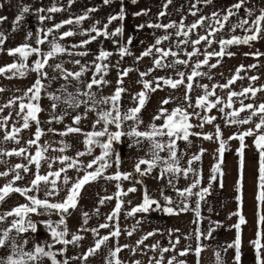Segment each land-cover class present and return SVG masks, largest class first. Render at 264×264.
<instances>
[{"label": "snow or ice", "instance_id": "1", "mask_svg": "<svg viewBox=\"0 0 264 264\" xmlns=\"http://www.w3.org/2000/svg\"><path fill=\"white\" fill-rule=\"evenodd\" d=\"M74 0H68L69 5H71ZM111 0H103L104 4H109ZM133 3L136 0H132ZM213 0H195V3L191 5L189 12L192 16H197L199 12L198 4H211ZM172 3V0H166V3L163 5L162 11L158 13L159 17H163L167 14V8ZM249 3V0H237V2L231 4L224 10L221 11H213L209 16L201 15L198 19L193 21L191 24H185L183 18L177 24V22L173 21L167 24L162 23H149L148 25L140 24L137 25L138 28H144L145 26L150 28H162V29H176L175 35L177 37H184V39H180L176 43V47L180 48L181 45H192V51H186L185 54L188 59H179L178 53L173 51L171 47L168 49H164L159 47L162 41H167L170 39L169 35H163L157 37L155 43L149 46L141 55L149 56L155 51L158 54V58L154 59V64L158 68L170 67L175 68L176 65H184L188 66L189 60L193 56H197L200 54V49L197 47L204 42L208 47H211L213 43H217L219 45L218 51H208L205 49L203 55L204 59L197 61L191 71L190 74L187 75L186 84V93L185 100L190 101V97L188 96V92H190L193 88V79L195 77H199L202 75H207V73L199 71L202 65H208L210 68H216L221 64V60L224 56H234L235 53L228 51L229 46L233 45H249L251 42L256 41L258 39L264 38V7L255 8V7H245L246 4ZM245 9V16L237 19L236 23H231V18L235 17L237 13L242 9ZM29 6H23L20 9L19 15L15 17L13 22V30L15 31L20 22L23 21L24 15L29 12ZM40 13L48 12V13H56L59 11H63L62 7H58L53 4L52 7L47 9L40 8L37 10ZM96 11L95 8H90L83 15L77 16L74 19L69 18L65 19L60 23H56L53 27H49L44 34V38H38L36 40V44H43L47 36L53 32L54 29H60L64 25L69 24H77L79 25L82 21L88 18V13ZM149 10L142 9L139 12H136L134 15L141 16L147 15ZM125 17V12L123 7L116 15H112L108 17V23L104 25V27L97 28L94 24L90 29L86 30L87 33L94 32L95 35H90L89 39L82 40L79 45H73L72 47H79L86 44L91 43L96 40L98 36L110 37L116 36L123 33V26L115 29L114 32L109 33L108 24H111L112 21L115 20H123ZM51 16L40 15V21H44L46 19H51ZM7 17L0 16V23L5 21ZM99 22H97L98 24ZM228 25L230 32L235 33L237 29H241L243 31V35L231 34L227 38L216 39L217 34L224 30L225 26ZM203 27L205 29V34H197L196 39H189L190 34L194 33L198 28ZM43 31V30H41ZM76 33L69 30L65 31L61 34L60 39L64 37L73 36ZM32 33L29 32L26 38H31ZM7 37L3 32H0V52H3V44L5 43ZM132 38L129 37L128 44H131ZM67 49L62 46L59 42H57L54 37L51 41V48L46 53H41V49L39 47H33L29 43H23L18 45L17 47L11 48L7 50V54L10 56H16L18 54L19 60L9 63L3 67H0V74H4L6 72H11L12 76L24 77L27 75L29 70V65L26 63L29 56L32 54H37L41 56L40 59H37L33 62V66L31 67V71H34L38 74L35 82L27 88L24 92L23 96L14 97L10 99L7 104L0 105V112H3L6 107H10L19 101V112L18 116L22 114V128L28 129L30 127L29 121H35L37 124L34 139H29L26 143L28 145H36V151L33 155H28L26 157L28 164H34L36 168V172L33 174V178L28 182L27 186H16V181H21L24 179V176L21 175L19 170H23V173H28L30 171L29 167L26 164H16L12 169H10L14 174L11 180L4 183L0 186V203L5 201V198L8 197L12 193H18L21 196L25 197L26 203L18 204L17 206L11 208L9 211H6L0 214V224H5V227H0V264H44L45 259L51 261V264H69V259L72 260H81L83 262L88 261V259L94 255H96L101 249L102 246L106 245L110 238L119 237L121 235V230L119 228L118 223L115 225L112 231L108 234L99 236L100 229H108L110 227L108 222L99 224L98 228L88 229L84 227L88 223L89 214L87 212L82 213L83 224L77 230L76 233H72L70 239L67 238L69 236V228L67 224V217L64 214H69L70 209H75L78 205L79 198L82 193V189L84 186L92 181L100 178L105 170L112 165L109 163V156L113 154V143L121 140L122 136H127L131 138L132 143L130 147H140L144 140L149 142V151L151 153V159L140 158L134 165V170L136 173L140 175L149 174L154 168L158 166V164H162L160 177H163L166 173H182L185 177L188 176L190 172H193L194 169L191 167L193 161H198L201 159V155H193L188 160L189 167L181 168L179 166V158L177 156V140H184L189 144L191 141L189 140L190 135L203 136L206 140H212L213 134L211 133H194L190 130L194 127V125L190 122L192 116H196L200 118L201 123L197 125L200 128H203L205 123L211 124L214 120L217 119L216 116L211 115H203L201 116L200 112H189L186 108H182L177 106L172 109L170 112L161 106L158 110V113L153 117V121L160 120L163 118V123L161 125H157L155 122L150 123L147 128L148 130L140 131L139 125L143 123L140 120L139 113L142 108L145 106L148 96L147 93L155 92L158 88L161 87V81L164 85L170 86L175 89L180 85L185 83V73L177 72L178 79H173L171 77H157L155 81L143 80V90L136 93L133 96V100L137 101V105L128 109L126 112L122 113L120 111L119 101L121 99V94L126 91L123 84V77L127 76L128 73L132 69H124L120 74V79L117 81V87L114 90V93L111 96L102 97L99 100L96 99L95 93L91 91H86L80 93L79 88H77V94L68 93L67 98L64 100V103L68 105L70 108H78L80 104L87 103L88 101L77 99L78 95H84L88 97V100L91 101V107L89 111H96L98 119L95 120L93 124V129H95L97 124L103 123L104 127L101 130H93L83 133L85 136L84 143L87 146L86 152H79L77 156H84L86 154L90 155L92 152V145L98 144L101 148V153L98 156H95L91 161L87 164V169H92L91 171H85L83 176H78L75 180H73L68 175H64L62 177V183L67 186L71 183L70 187H67L66 196L63 200L58 202H53L50 197L59 195V187L58 180H61V174L66 173L68 169L76 168L79 171L80 161L75 160L68 156H62L58 159L61 160V163L66 162L65 167H61L56 171H49L47 174H40V166L41 161L45 159L44 153L48 150L50 145L47 143L43 146L38 144L40 137L43 135L41 128L39 127V120L37 114L41 111V108L38 103H33V101H39L40 93L44 85L42 84V80L40 76L47 77L48 73L44 72L43 69L46 65H48V61L50 58L55 57L59 53L66 52ZM119 52L121 56L130 54L128 48L126 46H121L119 48ZM72 54V53H69ZM77 55H87L86 52L76 53ZM111 55L110 52L100 50L99 55L96 57V60L103 61L107 59ZM247 55H253L259 57L264 55V53L254 52V53H245ZM173 57L170 63L165 64L164 60L167 57ZM212 57H216V63L209 64V60ZM75 64H80L79 60L74 61ZM257 65H249L248 67L255 68ZM95 72L101 73L107 71L108 65L95 63ZM245 68L244 65H240L236 68L235 74L231 76L230 79L227 80L226 83L220 85H212L211 89H209L208 85H201L204 89V94L199 96L195 100V107L199 109H204L206 112H210L212 109H218V111L224 114L226 122L231 125H243L249 124L253 121V117H258V122H255V127L249 128L243 132H239L229 137L228 139H238L240 141V147L237 149L240 157V179L237 181V192H240L242 189V180H243V168H244V149L246 147L245 138L254 136V146L259 152V168H258V192L256 194V201L260 205H264V102L259 104L254 103H244L243 99L240 100V107L234 108L233 98L236 97H244L248 98L249 96L255 98L257 93L264 91V85L259 87L248 86L243 88L240 92L229 90L227 93V100L216 96L215 89L217 87L221 89H229L231 85H233L238 79H243L240 76L241 71ZM54 69H62L61 64L54 65ZM86 70V66H81L80 71L78 72H66L65 79L69 76H74L77 79L81 76V74ZM149 72L153 71V69H149ZM148 73H140V76H146ZM209 79L211 77L209 76ZM248 79L251 81H256L258 77L251 76ZM101 83H108L106 80L101 77L100 79H96L95 77L86 85L88 90H91L94 85H99ZM153 83H155V87H153ZM63 87V86H62ZM66 91V89H64ZM4 91L3 88H0V92ZM31 93V95H29ZM50 97L54 100H60L61 97L54 96L53 94H49ZM28 98V102H24V98ZM210 97H214V99H210ZM171 97L168 99H164L161 104L167 105L170 103ZM105 104L110 105L109 108L104 110L97 111V105ZM57 105L54 103L52 108L55 109ZM189 107H192V104L189 103ZM231 109V111L226 112L225 109ZM241 113H247L244 117H241ZM86 115V114H85ZM63 117H52V119L61 120ZM9 117L0 118V127H4L7 123ZM82 120L81 115H76L73 117V123L79 125ZM125 121H132L133 124L129 126L128 131H121L122 124ZM50 122V121H49ZM114 124L117 131L110 132L108 129V125ZM21 127H12V130L6 133L3 137L4 140H15L17 143V134L20 133ZM49 131H54L53 129H49ZM82 129L80 127L68 126L66 131L61 133V135H67L68 133H81ZM106 137L105 141H101L99 138ZM167 139H157V138ZM215 137L219 141V147L216 150L218 153L217 163L212 167V175L210 176V180L217 179V173L220 176H223L222 164H223V155L226 149L227 141L222 138V132L220 127L216 126ZM167 150L169 153L167 159L160 155V152ZM61 152L64 151V148L60 149ZM205 150L201 148L200 153L202 154ZM27 149L25 147H20L19 149H12L11 151H5L4 149H0V156H25ZM0 163H6L3 160H0ZM115 163L117 166L120 163V157L117 154ZM141 165H146L145 168H141ZM93 166H96L95 168ZM49 168H51V164H49ZM9 171L0 172V177H8ZM132 173H122L120 171H116L113 175L104 176L105 179L108 180H116L119 181L121 178L129 179L131 178ZM52 177V179H50ZM171 183V181H169ZM44 185L45 188V197L44 199H40L35 193L40 191L41 185ZM200 184V179H195L193 183L185 188L180 194L188 196L193 195V189L196 188ZM221 186L222 183H221ZM118 191L115 193L116 204L113 208L112 212L107 215L106 221H116L118 220L123 200L122 196H126L128 193L135 192V187H130L125 192L121 189L120 185H116ZM211 184L208 187L200 188L195 195L198 196L199 200H203L205 196L209 193ZM113 199L112 196L101 197L99 200V204L103 205L105 201ZM237 201H242V195L236 196ZM165 200H168V197H165ZM199 200L197 201L196 207V217H200L199 211ZM171 203V201H169ZM156 205L157 208H161L164 213L169 215H179L181 212H185L188 210V205L186 203L181 202V205H178L177 208H173L170 206H161L158 201L152 199L147 194V190L145 189L143 194L142 203L131 208L130 211L126 213L127 216L132 217L135 216L137 212H148L151 210L152 206ZM97 213L99 209H96ZM53 212H56L60 215V219L58 221L47 220L43 221V223L47 226V229L51 235L52 242H37L32 239V237L28 236V233H36L37 222L32 220V215H42L49 214L51 215ZM233 215H237L239 217L238 222L232 227L236 230V237L232 244L227 245L228 248L235 249V261L236 264H239L241 258V225L246 224L245 217L237 211L233 213ZM9 218H11L10 223ZM139 223V221H137ZM91 231L98 238L95 239V242L92 246L88 247L86 251H84L79 257H71L65 258L63 260L57 259L58 255H63L66 251V247H62L58 250H54V246L56 244H61L64 246L71 244H78L80 241L84 239L82 235L79 234L80 231ZM135 227L133 228V231ZM170 234L173 230H169ZM178 231V230H175ZM129 236L132 235V231L127 233ZM154 232H148L145 236H143L140 240L137 241V246L143 244L144 240H147L148 237L153 236ZM196 239L200 240L201 236L204 235L201 233L200 229H196ZM208 235H211V230H209ZM264 238V213L258 212V221H257V231L256 238L250 243L253 245L255 249V257L256 264H264V244L261 243V239ZM179 243V237H177L175 243L171 248H162L160 249V258L155 259V264H164V253L174 250L175 245ZM29 244L32 246L29 248ZM128 245H116L113 248H110L107 255L104 258V264H124V262L119 258L118 254L122 251V248H127ZM158 245H152L151 248L155 250ZM204 250V246L201 244H197L194 249V253L197 257V264H199V257L201 252ZM136 249L133 248L132 252L135 253ZM189 251H192L190 247L183 249L179 252V256H186ZM132 264H141L140 261H133ZM149 264H152V259L149 260ZM167 264H185L184 260H177L176 256H172L167 260ZM215 264H224V261L221 258V253L219 251L215 252Z\"/></svg>", "mask_w": 264, "mask_h": 264}, {"label": "crops", "instance_id": "2", "mask_svg": "<svg viewBox=\"0 0 264 264\" xmlns=\"http://www.w3.org/2000/svg\"><path fill=\"white\" fill-rule=\"evenodd\" d=\"M237 2V0H213L211 4L200 3L197 5L199 12L197 16H192L189 12L191 5L195 3V0H172V3L167 8V14L163 17H159L158 13L163 9L166 0H136L135 3L131 0V7L129 10L125 9V17L122 23L123 31L127 32V35L132 38L131 42L134 46L132 52L129 51L130 55L127 58H131L130 63L126 65L125 69H132L127 76L123 77L122 87L126 89L122 95V102L119 103L120 111L122 113L126 112L128 109L135 107L137 101L133 100V96L143 90V80L155 81L157 77H171L173 79H178L177 72L185 73V83L179 87L173 89L170 86L164 85L161 81V87L155 92H148L147 102L139 113L140 120L143 122L140 124L142 129H148L147 126L150 123L155 122L157 125L163 123V118L160 120L153 121V117L158 113L161 106L166 108L169 112L180 106L186 108L189 112H200L201 116L211 115L216 116L217 119L211 124L205 123L203 128L198 127L201 123L200 118L192 116L190 122L194 127L190 130L194 133H211L213 134L212 140H206L203 136L190 135L189 140L191 143L184 140L180 142H186L185 147L188 154L195 151L196 155H201V160L203 161L202 171L198 172L204 182H207V187L209 184L212 185L210 176L212 175V167L217 163L218 153L217 149L219 147V141L215 137L216 126L218 125L222 132V138L227 141L226 149L223 155L222 171L223 176L221 177L217 173V179L215 180V190L218 194L211 199L199 200V211L200 217H196V198H181V199H168L157 198L154 199L159 202L161 206H170L177 208L181 205V202L188 205V210L181 212L179 215H169L164 213L161 208H157L153 205L151 210L148 212H137L135 216L129 217L126 215L131 208L142 203V199L138 201H128L123 200V205L116 221H109L110 227L108 229H100L101 236L108 234L113 230L115 225L118 223L121 230V235L119 237L110 238L106 245L102 246V249L94 256L90 257L86 264H104V258L107 255L110 248H113L117 244L120 246L128 245L127 248H122V251L118 254L119 258L124 262V264H132L133 261H140L141 264H149V260L152 259V264H155V259L160 258V249L171 248L175 243L177 237H179V243L175 245L174 250L164 253V264H167V260L172 256H176L177 260H184L185 264H197V257L194 253V249L197 244L204 246V250L201 252L199 257V264H215V252L219 251L221 253V258L224 264H236L234 259L235 249L228 248L227 245L232 244L236 237V230L233 225H235L239 217L233 215L239 211L246 219V224L241 225V258L239 264H256L255 249L250 241L256 238L257 231V221L258 212L264 213V205H260L255 197L258 192V168H259V152L254 146V136L246 137L244 149V168H243V180L242 189L237 192V181L240 179V157L237 149L240 147V141L238 139L228 138L243 132L249 128L255 127V122H258V117H253V121L249 124L243 125H231L226 122L224 114L220 113L218 109H212L210 112H206L204 109H199L195 107V100L204 94V89L201 85H208L211 89L212 85H220L227 82L238 66L244 65L245 68L241 71L240 76L243 79H238L229 89H221L217 87L215 89L216 96L222 97L225 102L227 100V93L229 90L240 92L243 88L248 86L259 87L264 85V55L259 57L253 55L245 56V53L260 52L264 53V38L258 39L251 42L249 45H233L229 46L228 51L235 53L234 56H224L221 60V64L216 68H210L208 65H202L199 71L207 73V75H202L195 77L192 81L193 88L188 92L189 100H185L187 75L191 73L195 63L197 61L204 59V51L207 48L208 51H218L219 45L213 43L211 47H208L204 42H201L197 47L200 49V54L193 56L189 60L187 67L184 65H176L175 68L163 67L158 68L154 64V59L158 58V54L153 51L149 56H143L142 53L151 45L155 43L157 37L163 35H169L170 39L167 41H162L159 47L168 49L172 48L173 51L178 53L179 59H188L185 52L192 51V45H181L180 48L176 47V43L184 37H177L175 35L176 29H162V28H150L145 26L144 28H138L137 25L149 23H162L167 24L170 22H177V24L183 18L185 24H191L193 21L199 18L201 15L209 16L213 11H221L229 7L231 4ZM245 7H264V0H249V3ZM142 9L149 10L147 15L136 16V12ZM245 16V9L242 8L235 17L231 18V23H236L237 19ZM197 34H205V29L203 27L198 28L194 33L190 34L189 39H196ZM231 34L243 35L241 29H237L235 33H231L229 26L226 25L224 30L217 34L216 39L227 38ZM3 47V46H2ZM4 49V48H3ZM139 58V59H135ZM15 57L7 54V49L0 52V67H3L9 63L14 62ZM173 57L169 56L164 60L165 64L170 63ZM217 58L212 57L209 60V64L216 63ZM140 64V65H139ZM257 65L255 68L248 67L249 65ZM149 69L153 71L149 72ZM148 73V75L141 77L140 73ZM133 73L136 74L133 76ZM140 78L141 83L138 84L135 80L136 76ZM209 76L211 79H209ZM251 76H256L258 79L256 81H251L248 79ZM37 76L34 71L27 72L24 77L12 76L11 72H6L0 74V88L4 91L0 92V105H5L7 102L14 98L23 96L24 92L30 87ZM155 87V83L152 85ZM31 95V93L29 94ZM171 97L170 103L167 105H162L161 102L164 99ZM214 99V97H210ZM243 99L244 103H254L259 104L264 102V91L257 93L255 98L248 97H236L233 98L234 108L240 107V100ZM24 102H28V98H24ZM189 103L192 107H189ZM84 111V110H83ZM87 116L89 117V112L91 117L93 112L89 109H85ZM226 112L231 111V109H225ZM19 112V101L16 104L6 107L3 112H0V118L8 116L9 119L4 127H0V149L5 151H11L12 149H19L20 147H25L27 152L25 156H0V160L6 163H0V172L9 171L8 177H0V186L8 182L13 177V172L10 170L16 164H26L30 171L28 173H23V170H19L24 179L21 181H16V186H27L28 182L33 178V174L36 172L34 164H28L26 157L28 155H33L35 153L36 145H28L26 142L29 139H34V133L36 130L35 121H29L30 127L28 129H23L21 126L23 124L22 114L17 115ZM247 113H241V117H244ZM85 117V115H83ZM94 124L93 120L91 122ZM128 124L124 122V124ZM21 127L20 133L17 134V143L15 140H4L3 137L6 133L12 130V127ZM252 144V145H251ZM94 148V147H92ZM203 148L205 151L201 154L200 150ZM231 150V153L229 152ZM227 156H226V155ZM188 180L187 185H190L189 177H184ZM209 179V182H208ZM211 182V183H210ZM221 183L223 186H221ZM194 190V189H193ZM213 190L210 187L211 191ZM242 195V201H237L236 196ZM134 200V199H133ZM85 201V200H84ZM84 201L78 202L75 209L72 210L73 213L77 212L83 205ZM171 201V203H169ZM26 199L23 198L18 193H12L5 198V201L0 203V214L9 211L11 208L17 206L18 204L26 203ZM111 208L115 207V202H110ZM67 216V218L69 217ZM32 218V217H31ZM41 219V218H40ZM60 219V214L50 215L49 217H44L43 221L52 220L58 221ZM33 220V218H32ZM11 218H9V223ZM43 221L38 223L45 225ZM139 221V223H137ZM69 236L72 233L77 232V228L73 225L72 221H68ZM99 224L96 223V228ZM135 230L133 231V228ZM199 228L201 233L200 240L196 239V229ZM169 230H173L170 234ZM178 230V231H175ZM209 230H211V235H208ZM132 231V235L129 236L127 233ZM148 232H154L153 236L148 237L144 240L143 244L137 246V241L145 236ZM81 235V232H79ZM46 238L49 237V243L52 242L50 233L48 232ZM261 243L264 244V238L261 239ZM152 245H158V247L153 250ZM72 247V245H70ZM62 247H66L67 251L63 255H58L57 259L63 260L65 258L79 257L87 248H77L78 253L75 254L73 249H68L71 247L64 246L61 244H56L54 250H58ZM190 247L192 251H189L186 256H179V252L185 248ZM135 248V253L132 249ZM70 255V256H68ZM51 264V261L45 259L44 264ZM69 264H85V262L77 259H69Z\"/></svg>", "mask_w": 264, "mask_h": 264}, {"label": "rangeland", "instance_id": "3", "mask_svg": "<svg viewBox=\"0 0 264 264\" xmlns=\"http://www.w3.org/2000/svg\"><path fill=\"white\" fill-rule=\"evenodd\" d=\"M130 3L131 0H111V2L106 5L103 3V0H74V2L69 5L68 0H0V16L7 17L5 21L0 23V32H3L7 37L5 43L3 44L4 50L17 47L18 45L23 43H29L33 47H39L41 49V53H46L50 50L51 41L54 37L56 38L57 42H59L62 46L67 49L66 52L59 53L55 57L49 59L48 65H46L43 69L44 72L48 73L47 77H43L42 75L40 76L42 84L44 85L40 93V99L39 101H33V103H38L41 108V111L37 114V116L39 120V127L41 128L43 135L40 137L38 144L40 146H43L46 143L50 145L48 150L44 153L45 159L41 161V166L39 169L40 174H47L49 171H56L59 170L61 167H65L66 162L61 163V160L58 159L62 156H68L81 162L78 166L79 171H77L76 168H72L68 169L66 173L61 174V180L57 181L58 187L60 189L59 195L49 198L53 202L63 200V198L66 196L67 187L71 186V183L65 186L62 183V177L66 174L73 180H75L78 176H83L86 170L91 171L92 169H87L86 167L88 162L91 161L95 156L100 155L102 151L98 144H94L92 145V147L94 148H92V152L90 155L86 154L84 156H77V153L87 151V146L84 143L85 136L83 133L93 130H101L104 125L103 123L97 124L95 129H93V124L91 122L92 120L93 122H95V120L98 119L96 111L93 112L92 117L90 112L89 117L87 116V114H83L86 113V107L87 109L91 107V101L88 100V97L82 94L78 95L77 99L88 102L80 104L78 108H70L67 104L64 103V100L67 98V94L73 93L74 95H76L77 88H79L80 93L86 91H91L92 93H95V97L97 100L102 97L111 96L114 93L115 88L118 86L117 81L121 78L120 74L125 69L126 65L130 63L131 60V58H127V56L130 54L121 56L119 48L121 46H126L128 48V51L132 52V49L134 47L131 46L132 42L131 44H128L129 36L125 31H123L122 34L116 36H98L96 40L83 46L75 48L72 46L79 45L82 40L89 39L90 35H95L94 32H86V30L90 29L94 24L97 28L102 29L104 25L108 23L109 16L116 15L117 13H119L122 7L124 11L125 9L129 10L132 5ZM53 4L58 7H62L63 11H59L56 13H40L37 11L40 8L47 9L49 7H52ZM23 6H29L30 10L24 15L23 21L20 22V24L14 31L13 22L15 20V17L19 15L20 9ZM90 8H95L96 11L88 13V18L82 21L79 25L73 23L69 25H64L60 29H54L53 32L47 36V39H45V42L43 44H36V40L38 38H44V34L49 27H53L54 24L60 23L65 19H74L77 16L83 15ZM40 15L51 16L52 18L40 21ZM123 21L124 19H118L112 21L111 24H108L109 33L114 32L116 28L121 27ZM97 22L99 23L97 24ZM69 30L75 32L76 34L60 39L61 34ZM29 32L32 33V36L31 38H26ZM101 49L110 52L111 55L103 61H98L96 60V57L99 55ZM80 52H86L87 55L82 56L76 54ZM14 57V61L19 60L18 54ZM40 58L41 56L37 54H32L31 56H29L28 60L26 61V63L29 65V71H31L33 62ZM76 60L80 61L79 65L74 63V61ZM94 62L108 65L106 73H96ZM56 64H61L62 69H54V65ZM81 66H86V70L81 74L79 79L74 76H69L67 79H65L66 72H78L80 71ZM35 74L36 76H38L36 72ZM134 75L136 74L133 73V76ZM94 77L96 79H100L101 77H103V79L106 80L108 83L94 85L91 90H88L86 88V85ZM135 80L138 84L141 83L138 75L136 76ZM64 89H66V91ZM49 94L59 96L61 97V99L54 100L50 97ZM120 102H122V99H120L119 103ZM54 103L57 105L55 109L52 108V105ZM109 107L110 105L99 104L97 105V111L104 110ZM76 115L82 116V120L79 125L73 123V117ZM83 115H85V117H83ZM54 116L63 118L61 120L52 119V117ZM125 122H127L128 124L123 123L121 129L119 130L126 132L128 131L129 126L133 124V122ZM68 126H78L82 129V132L61 135V133L66 131V128ZM49 129H53L54 131H49ZM108 129L110 132L118 130L116 129L114 124L108 125ZM139 130L145 131L148 129H142L139 125ZM99 139L101 141H105L106 137H101ZM157 139L166 140L167 137H158ZM131 143V138L127 136H122L120 141L114 142V152L108 158L109 163L112 166L107 168L100 178L86 184L82 189L79 202L85 200L82 204L83 206L77 212L73 213L67 218L68 221H72L73 225L75 226V229H79L80 226L83 224L82 213L84 212H87L89 214L88 223L84 226L88 229L96 228V223L101 224L109 222L106 221V217L113 210V208L110 207V202L116 201L115 193L118 191L116 187L117 184H119L121 189H123L125 192H127V189L130 187L136 188L135 192L128 193L126 196L121 197V199L125 198L131 202L138 201L141 199L143 200V194L145 189L147 190V194L149 195V197L152 199L168 197L169 200L178 198H196L197 200H199L198 196L195 195V193L198 192L200 188L207 187V182H204L205 180L198 173L202 171L203 167V165H201V163L203 164V161L201 159L198 161H193L191 167L194 169V171L188 174V177L190 179V185L195 179H200V184L196 188H194L193 195H181L180 193L185 188L190 186L187 185L188 180L184 178L185 176L182 173H166L163 177H160L161 168L163 167L162 164H158V166L154 168L149 174L143 176L135 172V163L140 158L151 159V153L149 151V142L147 140H144L143 144L140 147H130ZM184 143L186 144V142H180V140L176 141L177 156L179 158V166L181 168L189 167L188 160L193 155H196L194 150L193 153L188 154ZM36 147L37 146H35V151ZM61 148H64L63 152L60 151ZM229 152L231 153V150ZM117 154L120 157V163L118 166L115 163ZM160 155L167 159L169 153L167 152V150H165L160 152ZM49 164H51V168H49ZM93 167L95 168L96 166ZM145 167L146 165H141L142 169ZM116 171H120L122 173H132V176L129 179L121 178L119 181L108 180L104 178V176L113 175ZM50 179H52V177H50ZM169 181H171V183H169ZM211 181V188L213 190L209 191V193L205 196L204 199L206 200L215 197V194L219 193L215 190V185H213L215 180ZM35 194L40 199L46 198L45 188L43 184L41 185L40 191ZM105 196H112L113 199L105 201L103 205L99 204L100 198ZM96 209H99L98 213ZM52 215L58 216L59 214L53 212ZM49 216L50 215L47 213L42 215H32L33 221L37 222L38 230L34 234L29 232L28 236L32 237L34 241L49 242V237H45L49 232L47 226L38 223L39 221H43L44 217ZM5 226V224H0V227ZM80 232L84 239L78 244H71L72 247L68 245V247H71L68 249H73L75 254H77L79 251L77 250V248H88L92 246L95 242V239L98 238L90 230ZM99 233H101V230H99ZM99 236L101 235L99 234ZM31 246L32 245L29 244L28 247L30 248Z\"/></svg>", "mask_w": 264, "mask_h": 264}, {"label": "water", "instance_id": "4", "mask_svg": "<svg viewBox=\"0 0 264 264\" xmlns=\"http://www.w3.org/2000/svg\"><path fill=\"white\" fill-rule=\"evenodd\" d=\"M72 210H73V209H70V210H69V214H64V215H66V217L69 216V215L71 214ZM60 215H61V214H60Z\"/></svg>", "mask_w": 264, "mask_h": 264}]
</instances>
